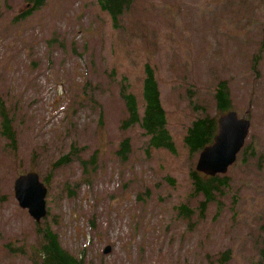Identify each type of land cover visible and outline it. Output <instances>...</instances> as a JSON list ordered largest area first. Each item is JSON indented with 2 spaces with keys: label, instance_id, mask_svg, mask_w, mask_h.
I'll use <instances>...</instances> for the list:
<instances>
[{
  "label": "rangeland",
  "instance_id": "obj_1",
  "mask_svg": "<svg viewBox=\"0 0 264 264\" xmlns=\"http://www.w3.org/2000/svg\"><path fill=\"white\" fill-rule=\"evenodd\" d=\"M30 9L0 0V102L16 140L2 136L0 116V264H36L31 248L46 229L83 264H264V0H134L117 27L97 0H46L21 19ZM147 63L176 155L148 151L138 125L120 128V89L141 113ZM220 81L249 117L256 156L238 158L225 196L200 212L189 181L197 155L182 138L195 119L219 116ZM125 139L126 160L117 154ZM29 171L47 188L39 224L13 194Z\"/></svg>",
  "mask_w": 264,
  "mask_h": 264
},
{
  "label": "trees",
  "instance_id": "obj_2",
  "mask_svg": "<svg viewBox=\"0 0 264 264\" xmlns=\"http://www.w3.org/2000/svg\"><path fill=\"white\" fill-rule=\"evenodd\" d=\"M134 0H97L98 6L102 12L110 17L113 27H117L119 19L130 9ZM32 4V9L21 18L24 19L32 10L40 9L46 0H27ZM260 53L256 54L253 59L252 68L256 71V66L259 62ZM120 96L124 102L127 118L121 124V129L125 130L133 126H140L144 135L147 137V150H165L167 153L176 155V147L169 133L167 113L161 103L159 85L156 80L154 69L147 63L144 65V78L142 81V98H143V113L140 116L138 112L136 97L131 94L126 86L120 89ZM214 99L216 110L221 114L232 110L230 100V92L228 83L220 81L215 88ZM190 104L192 101L190 100ZM196 108V107H195ZM4 105L0 102L1 116V131L2 136L11 144H15V133L11 128L8 116ZM217 131V117H208L206 114L203 117L195 119L187 128L184 137L182 138L183 145L189 157L198 155L205 147L212 144L213 138ZM130 153L129 139H125L120 144V149L117 154L122 158H127ZM256 156V150L252 144H245L238 158L241 162L248 164L250 159ZM66 157L61 158L57 163L58 166L66 164ZM95 158L90 160L89 164L94 163ZM259 165L264 164V151L257 156ZM189 178L192 183L193 194L202 195L203 201L200 203V212L205 211L206 207L217 201L218 197H223L226 190L229 189L230 179L228 176L207 177L195 171H190ZM166 180L175 186V181L172 178L166 177ZM182 215L187 216L190 211L181 206L179 208ZM41 234V242L43 246L32 247L31 256L36 264H83L81 259L75 258L66 252L58 241L57 235L50 229L44 231L38 230ZM260 258L264 261V246L259 251ZM221 261L224 263L228 258V253L221 255Z\"/></svg>",
  "mask_w": 264,
  "mask_h": 264
},
{
  "label": "water",
  "instance_id": "obj_3",
  "mask_svg": "<svg viewBox=\"0 0 264 264\" xmlns=\"http://www.w3.org/2000/svg\"><path fill=\"white\" fill-rule=\"evenodd\" d=\"M250 129V121L239 118L234 111L218 117V127L212 144L198 155L195 171L208 177L226 174L242 150ZM14 197L23 210L39 224L47 215V188L34 172L19 176L14 181ZM109 248L103 253L107 254Z\"/></svg>",
  "mask_w": 264,
  "mask_h": 264
}]
</instances>
